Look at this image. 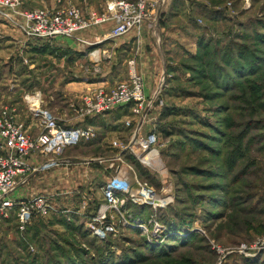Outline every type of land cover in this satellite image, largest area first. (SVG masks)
I'll list each match as a JSON object with an SVG mask.
<instances>
[{
  "label": "rangeland",
  "instance_id": "374dc122",
  "mask_svg": "<svg viewBox=\"0 0 264 264\" xmlns=\"http://www.w3.org/2000/svg\"><path fill=\"white\" fill-rule=\"evenodd\" d=\"M53 1L25 0L24 8L46 10ZM71 1L58 2L57 7L74 5L87 15L83 5ZM104 1L97 0L98 7L88 13L102 14L106 7L98 8ZM161 18L167 31L150 59L152 91L158 99L145 122L139 124L126 107L92 119L85 127L95 133L90 140L62 153L35 151L25 158L31 169L27 183L17 190L21 200L50 195L57 213L34 220L25 233L15 211L10 218L0 216V264L16 259L28 264L29 253L41 257L48 245L71 254L73 245L84 248L92 259L89 264H94L103 251L98 241L103 240L89 226L107 204L106 188L120 200L118 209L108 212L117 228L114 244L106 247L114 264L123 257L130 259L128 264H244L254 259L264 264V0H169ZM63 39H29L0 20L2 106L18 109L15 119L28 135L23 122L27 117L40 131L24 102V96L36 90L62 126H81L88 119L80 122L67 103L73 97L78 104L84 94L70 96L63 87L65 73L73 69L33 53L44 46L48 52L63 49ZM130 44L113 58L110 51H100L103 44H81L85 53H93L99 68L95 63L86 71L78 65L69 72L77 75L71 91L73 86L86 93L107 87V81L114 86L129 81L128 63L140 68L144 60H136L138 46ZM149 133L158 140L159 172L139 162L137 140ZM136 179L154 190L140 188L143 199L155 204L131 202L122 189L130 191ZM137 208L141 215H135ZM64 220L84 231H71Z\"/></svg>",
  "mask_w": 264,
  "mask_h": 264
},
{
  "label": "built area",
  "instance_id": "2783aa9c",
  "mask_svg": "<svg viewBox=\"0 0 264 264\" xmlns=\"http://www.w3.org/2000/svg\"><path fill=\"white\" fill-rule=\"evenodd\" d=\"M24 1L0 0V20L19 29L29 39L65 38L86 47L117 40L132 32L140 34L146 26L156 35L161 14L169 4V0L157 2L112 0L106 4L102 14L92 12L85 16L74 5L53 10H27L24 8ZM108 22H113L114 27L102 39L90 42L80 38V33ZM91 55L93 56V53ZM128 68L129 81L119 83L113 88L88 90L80 97L78 104L71 103L72 112L81 120L80 122L86 118L103 117L126 107L131 108L132 115L139 119V124L145 122L158 96L156 97L154 93L152 99L147 98L144 78L138 74L134 61L128 63ZM3 99L4 95L0 90V216L10 218L15 211L19 229L25 231L34 220L47 217L53 212L57 213V204L50 195H36L21 201L13 199L14 193L27 183L26 173L31 166L26 163L25 158L35 151L56 150L62 153L68 147L90 140L95 133L91 128L83 126H62L61 119L44 107L41 92L37 91L24 96V102L33 118L37 119L40 129L39 136L33 139L30 134L28 135L25 125L15 119L18 109L11 105L2 106ZM127 124L130 125V122ZM157 142L156 134L149 133L146 138H138L136 144L141 150L139 162L154 172L161 170L157 169V164L159 166L158 151L155 149ZM136 182L141 189L155 194L147 184H141L137 179ZM122 190L126 191L134 204L140 203L139 201L155 204L149 200L145 201L140 192L133 196L129 190ZM104 196L107 204L101 207L89 226L100 240H105L108 235L117 232L115 222L112 220L114 217L111 216L112 219H109L111 214L108 212L111 207L118 209L120 204L119 198L111 189L106 188Z\"/></svg>",
  "mask_w": 264,
  "mask_h": 264
},
{
  "label": "crops",
  "instance_id": "0c3cea01",
  "mask_svg": "<svg viewBox=\"0 0 264 264\" xmlns=\"http://www.w3.org/2000/svg\"><path fill=\"white\" fill-rule=\"evenodd\" d=\"M66 0H61V1H53L51 8L49 7L48 9H54L57 7L58 2H65ZM70 2H72L71 0H69ZM77 3L83 5L84 10H86V13H88L90 10H95L96 4H97V0H75ZM80 1V2H79ZM112 0H105L104 4H101L100 7L98 9H102L103 7H106V4ZM43 2V1H42ZM56 2V3H55ZM73 3V2H72ZM40 4V3H39ZM95 4V5H94ZM50 6V5H49ZM45 8H47V6H44ZM162 22V18L160 19L159 22V26L157 29V35L158 36H154L153 33L149 30V28L146 26L142 29L141 33L138 34L136 32H132L130 33V35L128 37H126L124 40L121 39H117V40H113V41H106L103 42L101 44H103L102 48L100 49V51L102 52H106V51H110V55L113 57L117 56L123 49H130V41L135 45L138 46V53H137V59L138 57H144V60L146 63H144L142 60L141 64H140V68L137 67L136 69L139 70L140 73H142V75L144 76L145 79V92H146V96L147 98L153 96V86L151 83V76H150V69H151V56H153V54L156 52V46H158V43L161 39L162 34H164L167 29L165 28V26H162L161 24ZM114 27V23L113 22H108L104 25H101L100 27H97L94 30L89 31V33H83L82 37L84 39H87L90 42H96L99 39H102L103 36H105L106 34H108L112 28ZM151 37V38H150ZM157 38L155 41L152 40V38ZM56 40V39H55ZM63 43L64 48L61 50L60 54H56V55H41L38 53H34L37 58H42V56L45 58V56H51V58H54L53 60H55L58 63V66L60 64V66L62 65L63 68H68V69H73L70 70L68 72H66L65 70V74H67V78H65L64 81V89L66 88V92L68 91L70 96H77V94H82L84 93V91L86 89H84L83 87H74L73 86V91H71V85H77V82H73L75 79H77V75L74 73H69L71 71L76 70L77 66H83L85 68L86 71H88L87 69L89 68H93L97 63V61H94L91 53L87 54L85 53V51L83 49H80L81 44H77L76 42H74L73 40L70 39H63L60 40ZM79 45V46H78ZM128 45V46H127ZM156 45V46H155ZM68 51V52H64V51ZM150 51V52H149ZM126 52V51H124ZM59 53V52H58ZM34 56V55H33ZM56 56V57H55ZM147 60V61H146ZM104 61V57L102 56V60H100V62L102 63ZM112 62V61H111ZM146 64H148V67L145 66ZM153 64V63H152ZM99 68V64L96 65ZM137 66H138V61H137ZM145 66V67H144ZM34 67V65H33ZM147 67V68H146ZM76 75V76H75ZM66 77V76H65ZM107 84V88H113L115 87L114 85L110 84L108 81L107 83L105 82V85ZM87 85V84H86ZM104 85V84H103ZM37 92V90H36ZM39 92V91H38ZM41 92V91H40ZM42 93V92H41ZM68 94V95H69ZM69 101L67 102L68 104L74 103L76 102V99H73V97L68 98ZM55 107L53 106V109ZM30 114V113H29ZM31 118L29 120V118L27 117L25 120H23V122L26 123V125L28 126V131L31 137H36L39 134V131L37 132L36 128L34 127L33 123H30ZM83 126V125H81ZM67 149V148H66ZM69 161L71 159L67 158ZM67 160V161H68ZM37 162H39L37 160ZM21 189L19 191H16L13 195V199L15 201H20L21 198Z\"/></svg>",
  "mask_w": 264,
  "mask_h": 264
},
{
  "label": "trees",
  "instance_id": "16d2710c",
  "mask_svg": "<svg viewBox=\"0 0 264 264\" xmlns=\"http://www.w3.org/2000/svg\"><path fill=\"white\" fill-rule=\"evenodd\" d=\"M49 42H52V41H49ZM48 49H49V46H44L43 48L39 47V48L33 49V52L41 54V55H54L55 53H58V52L60 54L61 51H63L60 48H56V49H53V51L48 52L47 51ZM64 52H68V51L65 50ZM73 82H77V79H75ZM128 108H130V107H127V109ZM120 109H123V108H120ZM120 109H118V111ZM94 118L97 119L98 117H94ZM94 118L86 119L85 123H84L86 126L84 124H83V126L88 127L91 124V122H93L92 119H94ZM90 120H92V121H90ZM146 207H149V206H146ZM134 213L136 216L142 214L140 208L135 209ZM33 223L31 225L27 226L26 231L31 228L30 226H32ZM63 224H64V226H66L68 229H70L73 232L77 231V233H80L81 230L84 231L83 227L68 223L65 220H64ZM26 231H24V233ZM98 242L103 244V251H100L101 252L100 257H99V259L96 258V260L94 261V264H114V262L111 261L110 257L106 254V247H108L110 244H112V245L114 244L113 235L110 234L107 236V238L105 240L98 241ZM25 246H26L25 249L28 250V246L27 245H25ZM48 246H49V249L46 251V254L42 255L41 257H37L34 255H33L34 257L33 256L30 257V255H29L30 253H29L26 256L30 261V262H28V264H89L88 260H92V259L88 258V253H86L84 248H82V249L76 248V245H73L75 249H74V253L72 252V254H71V251H67L66 248H63L62 246H54L53 245V248L50 245H48ZM43 250L45 251V249H43ZM56 254H59V256ZM54 255H55V258H54ZM60 255H62V258ZM35 259L37 260V262L35 261ZM61 259L64 261H61ZM129 260L130 259H128V257L127 258L123 257L118 264H128L130 262ZM133 262H135V261L133 260ZM255 262H256L255 259L254 260H245L244 264H255ZM14 264H25V263L22 261H18V259H16V262Z\"/></svg>",
  "mask_w": 264,
  "mask_h": 264
},
{
  "label": "water",
  "instance_id": "95a60500",
  "mask_svg": "<svg viewBox=\"0 0 264 264\" xmlns=\"http://www.w3.org/2000/svg\"><path fill=\"white\" fill-rule=\"evenodd\" d=\"M140 192V186L138 184H136L131 190H130V194L131 195H136Z\"/></svg>",
  "mask_w": 264,
  "mask_h": 264
},
{
  "label": "bare ground",
  "instance_id": "6f19581e",
  "mask_svg": "<svg viewBox=\"0 0 264 264\" xmlns=\"http://www.w3.org/2000/svg\"><path fill=\"white\" fill-rule=\"evenodd\" d=\"M157 168H158V165H157ZM140 194L143 196V195H144V192H142V190H141ZM149 196H150V195H149ZM146 199H147V198H146Z\"/></svg>",
  "mask_w": 264,
  "mask_h": 264
}]
</instances>
